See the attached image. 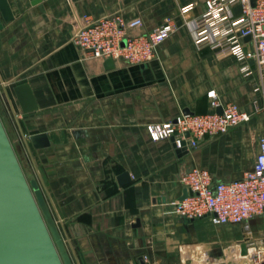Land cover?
<instances>
[{"label": "crops", "instance_id": "crops-1", "mask_svg": "<svg viewBox=\"0 0 264 264\" xmlns=\"http://www.w3.org/2000/svg\"><path fill=\"white\" fill-rule=\"evenodd\" d=\"M8 2L14 20L0 30V116L18 138L66 264H208L221 260L226 246L241 245L237 225L216 227L209 217L173 211L186 192V172L199 167L215 183L237 181L254 167L264 136L256 71L246 75L236 58L194 43L192 22L206 12V0ZM117 14L143 20L128 29L130 36L148 34L168 18L178 28L146 64L121 60L107 69L105 62L83 60L73 42L77 30ZM21 85L30 88L33 112L23 111L15 92ZM211 92L251 121L191 150L173 139L151 140L149 124L219 113ZM38 134L48 136L50 147L33 146ZM250 226L262 238L264 215Z\"/></svg>", "mask_w": 264, "mask_h": 264}, {"label": "built area", "instance_id": "built-area-1", "mask_svg": "<svg viewBox=\"0 0 264 264\" xmlns=\"http://www.w3.org/2000/svg\"><path fill=\"white\" fill-rule=\"evenodd\" d=\"M190 6L181 9L185 13ZM194 43L199 50L210 49L217 56H232L243 63L246 75L257 73V91H264V0H206V12L192 22ZM143 26L141 18L126 20L112 15L96 22L86 21L73 37L83 50V60L106 62L109 59L131 65L154 60L157 50L177 30L173 18L148 34L128 35V29ZM249 37V39H247ZM255 64V70L250 65ZM213 106H221L222 113L204 115L184 114L176 122L149 124L152 141L173 139L179 149H195L206 137L227 133L230 129L251 121V114L235 103L221 105L211 92ZM187 197L173 204L180 217L199 219L209 217L216 226L244 225L247 231L238 246L239 264H264V236L257 238L250 222L264 215V136L254 167L244 176L230 183H215L208 169L195 167L182 176ZM247 247L243 255L242 247ZM231 250V249H230ZM221 264L222 260H217Z\"/></svg>", "mask_w": 264, "mask_h": 264}, {"label": "water", "instance_id": "water-1", "mask_svg": "<svg viewBox=\"0 0 264 264\" xmlns=\"http://www.w3.org/2000/svg\"><path fill=\"white\" fill-rule=\"evenodd\" d=\"M32 1L39 4L43 0ZM13 20L8 0H0V30L3 22ZM105 67L112 69L114 61L107 60ZM15 92L25 113L37 109L28 85L18 86ZM31 142L37 149L50 147L46 134L32 136ZM51 222L42 207L41 193L28 181L0 116V264H66ZM242 253L247 254L245 245Z\"/></svg>", "mask_w": 264, "mask_h": 264}, {"label": "rangeland", "instance_id": "rangeland-1", "mask_svg": "<svg viewBox=\"0 0 264 264\" xmlns=\"http://www.w3.org/2000/svg\"><path fill=\"white\" fill-rule=\"evenodd\" d=\"M5 125H6V130H7V133H8V135H9V138H10V140H11V142H12V144H13V147H14V149H15V151H16V153H17V156H18V158H19V160H20V162H21V164L23 165V167H24V169H25V171H26V173H27V175H29V176H27V179H28V181L31 183V177H30V170H28V167L26 166V162H25V156H24V154H23V152L21 151V149H20V146H19V142H18V138L14 135V133L12 132V130H10L8 127H7V124L5 123ZM50 226H51V228L53 229V227H52V225L51 224H49ZM223 226H228V227H232L233 225H222L221 227H223ZM234 226H236V225H234ZM239 228H241L240 229V235H242V238H243V235H244V238H245V235H246V233H247V231H246V229H245V226L244 225H237ZM220 227V226H219ZM243 232V234H242V232ZM231 246H226L225 247V249L221 252V254H220V256L219 257H223V258H221V260L223 261V262H225V263H223V264H239V262H237V261H232V260H229L230 259V257H229V255L231 256V255H235V253L239 250L238 249V246H234V248H230ZM231 249V250H230ZM236 258V257H235ZM233 259V258H232ZM208 264H221L219 261H217V258L216 259H212V260H210V262L208 263Z\"/></svg>", "mask_w": 264, "mask_h": 264}, {"label": "bare ground", "instance_id": "bare-ground-1", "mask_svg": "<svg viewBox=\"0 0 264 264\" xmlns=\"http://www.w3.org/2000/svg\"><path fill=\"white\" fill-rule=\"evenodd\" d=\"M229 257H230L229 260H232V258H233V260H234L236 256H235V255H231V256L229 255Z\"/></svg>", "mask_w": 264, "mask_h": 264}]
</instances>
